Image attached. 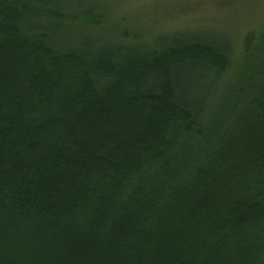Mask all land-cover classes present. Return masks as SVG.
Instances as JSON below:
<instances>
[{"label":"trees","instance_id":"obj_1","mask_svg":"<svg viewBox=\"0 0 264 264\" xmlns=\"http://www.w3.org/2000/svg\"><path fill=\"white\" fill-rule=\"evenodd\" d=\"M112 5L0 0V264H264V23Z\"/></svg>","mask_w":264,"mask_h":264},{"label":"rangeland","instance_id":"obj_2","mask_svg":"<svg viewBox=\"0 0 264 264\" xmlns=\"http://www.w3.org/2000/svg\"><path fill=\"white\" fill-rule=\"evenodd\" d=\"M122 7L129 23L141 28L168 24L242 42L250 29L264 23V0H105ZM118 18H109V23ZM233 39V40H234ZM237 51V50H236ZM237 53V52H236Z\"/></svg>","mask_w":264,"mask_h":264}]
</instances>
